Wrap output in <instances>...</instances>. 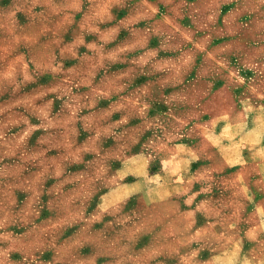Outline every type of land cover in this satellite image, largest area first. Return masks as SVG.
<instances>
[{
  "label": "crops",
  "instance_id": "1",
  "mask_svg": "<svg viewBox=\"0 0 264 264\" xmlns=\"http://www.w3.org/2000/svg\"><path fill=\"white\" fill-rule=\"evenodd\" d=\"M162 1L165 0H113L114 4H111L102 0L103 5L98 8L66 10L50 6L43 8L42 14L49 17H35L27 23H16L15 15L20 11L32 13L34 9L20 7V0L0 5V19L4 18L7 25L13 27L7 30L0 27V59L4 61L0 93L6 97L0 102V110L9 116L14 111L10 108L14 96H23V99L33 96L32 101L23 102L22 107L15 108L18 119L2 118V126H7L3 131L5 135L0 134V158L5 157L4 153L10 158L37 154L38 157L54 160L71 159L76 155L81 160V168L80 184L76 185L79 188L75 189L84 193L88 192V176L93 172L88 164L96 160L102 165L97 167V172H93L98 180L91 186L96 191L92 196L96 200V211L98 214L101 212V221L121 224L118 234H128L125 227L129 229L137 222L151 223L160 219L163 222H180L186 211L184 185L177 182L185 171L181 167L187 161L192 164L199 162L195 173L211 172L216 165L215 159L229 154L244 160L241 162L246 182L244 192L248 195L244 199V223H250L244 229L245 236L243 234L242 238L246 239L263 222L264 197L258 199L260 187L256 186L255 190L247 184L248 175L252 172L256 171L260 180L264 175V111L258 99L260 90L258 86L248 87L247 79L244 105L233 110V118L230 124H226L232 130L236 144L234 152H228L227 148L218 151L217 146L211 144V139L206 144L209 147L204 149L200 137L192 140L186 149L176 142L172 152L167 151L168 143L155 131L157 127L168 125L170 110L177 112L176 120L184 129L186 122L181 115L184 102L179 100L200 94L201 74L195 72V64L200 56L198 47L204 39L200 36L201 28L195 25L196 19L193 21L196 14L192 8L183 6L177 9L179 17H175L162 11ZM170 9L168 11H172ZM255 11L247 8V15L251 13L254 18ZM89 13L97 15L95 23L90 25L94 26L92 29L96 34L85 46L78 44L77 47L74 41L81 38L89 40V34L84 33L89 30L84 23L87 19H80L72 40V24L58 26L61 20L55 15L86 16ZM170 27L172 34L168 31ZM246 27L244 55L251 62L246 67L255 70L260 59L254 41L249 37L254 23L248 22ZM204 42L212 44L210 38ZM170 78L177 80L176 85L169 83ZM208 78L211 79L210 76ZM257 78L254 75L250 77L251 80ZM170 96L177 97V104L170 105ZM71 105H75L74 109L79 111L80 116L70 114ZM214 121V117H210L206 122L208 134L214 132ZM193 125L196 127L199 124L194 122ZM145 128L152 135H146L142 148L129 135ZM183 129L175 133L177 138L185 135ZM115 159L124 160L125 166L111 167ZM166 159H172L174 163L169 164ZM136 160H140L143 166L139 172L134 165ZM157 161L158 169L151 171ZM2 167L0 175L6 172L13 177L31 171ZM36 170V174L46 173L45 169ZM50 171L54 172L51 168ZM126 171L135 176L134 181L117 179ZM158 177L160 181L151 182ZM202 191L204 189L190 191L192 207L187 210L194 213L202 224L200 231L215 230L214 224L227 223L231 218L226 212L218 213L216 200L206 197ZM261 191L264 193V186ZM132 198L143 202L144 214L138 216L134 214V209L128 210ZM85 199L86 194L82 200ZM117 207L119 212L116 214L114 210ZM158 207L161 214H172H162L160 219L153 216V210ZM227 232L214 234L215 237L208 242L210 256L227 253L230 249ZM106 234L109 232L98 231L99 238ZM133 234H137L136 230ZM140 234L154 233L150 227ZM4 239V234H0L1 250L5 248Z\"/></svg>",
  "mask_w": 264,
  "mask_h": 264
},
{
  "label": "rangeland",
  "instance_id": "2",
  "mask_svg": "<svg viewBox=\"0 0 264 264\" xmlns=\"http://www.w3.org/2000/svg\"><path fill=\"white\" fill-rule=\"evenodd\" d=\"M9 1L0 0V5ZM108 1L114 4L113 0ZM101 2L102 0H20V7L34 10L32 13L20 11V14L15 15V19H17L16 23H27L35 17L43 19L49 17L42 15L45 7L55 6L57 10L98 8L103 5ZM161 4L162 11L170 12L175 17H179L177 9L183 6L192 8L197 17H194L193 21L195 22L196 19L195 25L202 30L201 38L204 40L210 38L212 44H205L202 40L201 46L198 47L200 56L195 64L197 66L195 72L201 74L200 94L179 100L181 103L184 102L181 112L186 122L184 129L176 120L177 112L170 110L167 115L168 125L157 127L155 133L161 135V138L168 143L169 152H172L176 142L183 144L182 149H186L189 144L191 145L192 140L198 137L204 149L209 147L206 144L211 139V144H215L218 151L220 148H227L228 152H234L236 144L232 138L231 127L226 124H230L233 110L244 105V86L247 85V79H249L248 87L250 86L251 89L258 86L260 90L258 99L264 111V0H165ZM168 8H172L170 9L172 11H168ZM247 8L257 11L254 18L251 13L250 16L247 15ZM55 17L61 20L58 26L72 24L74 28L72 40L75 38V28L80 19L82 17L87 19L84 23L89 30L84 33L89 34V40L81 38L74 41L77 47L78 44L85 46L87 41H92L93 34H96L92 29L94 26H90L95 23L96 14L89 13L86 16L59 14ZM248 22L254 23V30L252 35L249 33V37L253 39L260 59L258 67L255 64V70L247 69V63L251 64V62H248V57L244 55V34H246L244 28H247ZM2 23L4 24L0 26L2 29H13L7 25L4 18L0 19V25ZM171 28H168V31L172 34ZM3 62L0 59V87L3 81L1 75ZM253 75L258 76L257 80L250 79ZM209 76L211 79L208 78ZM169 83L176 85L177 80L170 78ZM25 97L23 99V96H14L10 102V108H14V111L9 116L4 114L5 111L0 110V134L5 135L3 131H6L7 126H2V118L18 119L19 114L15 108L22 107L23 102L33 100L32 95L29 96L30 98ZM4 98L6 97L0 93V102ZM173 103L177 104L176 96H170V105ZM74 108L75 105H71L70 114L80 116L79 111H75ZM262 115L264 120V114ZM210 117H214L215 120L212 134L207 133L206 122ZM194 122L199 125L194 127ZM182 129L185 135L177 138L175 133ZM144 130L134 131L129 135L136 140V145L139 144L142 148L145 145L146 135H152L148 132V128ZM36 155L10 158L4 153L5 157L0 158L2 169L15 167L32 171L20 177L10 176L6 172L0 175V234H4L5 238V248L0 249V264H264V208L263 222L257 225L246 239L242 238L244 229L250 223H244V199L248 195L244 192L246 182H244V166L241 164L244 160L240 158L229 154H225V157L222 155V158L215 159L214 170L201 171L200 174L195 173L199 162L196 164L185 162L181 167V170H185L184 174L179 176L177 181L184 185L185 190L186 211L181 221L163 222L160 219L162 214L169 216L172 213L161 214L158 207L152 214L160 221L137 222L131 224L129 229L125 227L128 234H118L121 224L101 221V212L98 214L96 211V200L92 198L96 191L91 186H94L98 180V176L93 172H97L96 169L102 166L101 164L96 160L88 164L93 172L88 176L90 179L87 181L88 192L84 193L75 189L79 188L76 186L77 183L80 184V158L75 155L71 159L54 160ZM123 161L115 159L110 166L119 168ZM158 161L151 171L158 169ZM166 162L174 163L172 159H166ZM134 165L137 172L143 168L140 160H136ZM39 168L45 169L46 173L36 174V169ZM50 168L54 172L50 171ZM126 174L117 176V179L122 182L128 178L131 179L128 181H134V175L128 171ZM159 178L151 182L156 183L160 181ZM247 184L255 190V187L259 186L258 199L264 197L261 191V187L264 186V175L260 180L256 171L252 172L248 175ZM201 189H204L203 195L216 200L218 213L226 212L231 218L227 223L214 224L215 230L210 228L200 231L199 227L202 224L198 222L194 213L187 210L192 207L193 199L189 196L190 191L196 192ZM85 194L86 199L83 201ZM129 202L128 210L134 209L135 215H142L140 213L145 209L143 202H139L137 198H132ZM114 211L117 214L118 207ZM150 227L154 234H140L142 230L145 228L148 230ZM101 229L109 234L99 238L98 231ZM133 230H136L137 234H133ZM225 230L229 234L227 243L230 249L227 253L210 256L208 242L215 237L214 234H221Z\"/></svg>",
  "mask_w": 264,
  "mask_h": 264
}]
</instances>
